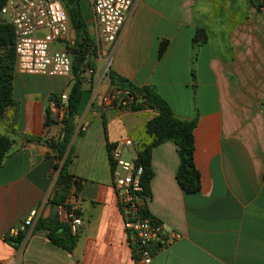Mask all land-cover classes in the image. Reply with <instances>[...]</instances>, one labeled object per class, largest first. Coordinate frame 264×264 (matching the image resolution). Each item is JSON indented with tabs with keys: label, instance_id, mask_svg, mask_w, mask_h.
I'll use <instances>...</instances> for the list:
<instances>
[{
	"label": "crops",
	"instance_id": "obj_1",
	"mask_svg": "<svg viewBox=\"0 0 264 264\" xmlns=\"http://www.w3.org/2000/svg\"><path fill=\"white\" fill-rule=\"evenodd\" d=\"M78 1L91 31L90 2ZM197 27L205 38L193 44ZM102 46L92 74L87 69L81 79L75 128L82 132L70 138L68 169L80 178L72 199L81 219L70 250L31 225L49 213L56 173L45 141L56 138L59 123L44 125V108L49 93L67 92L72 74H29L13 66L12 103L0 118V133L10 139L0 163V264H264V0H133L117 38ZM108 69L149 85L175 115L196 120L197 190L178 186L171 140L151 149L144 208L178 236L147 262L129 244L110 183L108 146L133 141L155 111L100 107V94L113 85ZM19 223L24 235L13 246L3 234Z\"/></svg>",
	"mask_w": 264,
	"mask_h": 264
},
{
	"label": "trees",
	"instance_id": "obj_2",
	"mask_svg": "<svg viewBox=\"0 0 264 264\" xmlns=\"http://www.w3.org/2000/svg\"><path fill=\"white\" fill-rule=\"evenodd\" d=\"M3 0H0V5ZM67 13V19L72 31V42L66 45L71 54L72 74L71 83L65 93L63 101V112L57 121L59 132L55 139L46 140V145L50 148L56 161L53 167L56 173L52 182V190L48 202L60 203L68 192V188L73 186L74 190L79 186L80 178L74 176L68 169L71 160L70 138L74 134L78 136L82 130L80 126L75 128V116L78 109L81 93V79L85 70L92 74L97 56L98 46L94 35L90 31L85 17L81 13L78 0H60ZM205 38V31L202 27H197L192 35V43L195 44ZM12 30L10 23L0 17V118L4 114L5 108L12 103L11 98V76L13 70V49ZM165 41L158 43L157 54H160ZM107 76L109 83L119 88L125 87L135 92L139 98L134 105L127 108L139 109L143 107L151 108L155 113L142 123V126L135 133L133 138L134 163L141 166L139 173V183L141 185L140 194L144 198L149 196V179L152 174L150 167V152L153 146L163 140H171L175 145L177 164L174 170V178L178 186L184 192H192L199 188V173L193 162V128L195 117L184 118L173 113L168 103L149 85H136L126 77L108 69ZM48 99L59 101V93L51 92ZM263 112H264V100ZM45 117L43 124L56 121L50 117L48 107L45 106ZM11 127H9L10 129ZM28 139H38V136L30 134L24 135ZM10 139L6 134L0 133V163L9 147ZM108 158L109 163L111 159ZM76 212V211H75ZM143 212L147 210L143 208ZM44 230L47 238L56 245L66 250H70L75 242L77 231L71 232L65 220L58 218L57 213L53 217L37 216L32 222L31 231ZM23 231L17 233L3 234V239L13 246L18 245L23 237ZM129 240V239H128ZM132 248V244L129 241ZM133 251V249H132ZM134 252V251H133Z\"/></svg>",
	"mask_w": 264,
	"mask_h": 264
},
{
	"label": "built area",
	"instance_id": "obj_3",
	"mask_svg": "<svg viewBox=\"0 0 264 264\" xmlns=\"http://www.w3.org/2000/svg\"><path fill=\"white\" fill-rule=\"evenodd\" d=\"M133 0H89L94 20L97 46L113 42L121 29L126 12ZM0 16L10 23L12 30L13 66L24 73L45 75H68L71 54L66 45L72 42L67 13L60 0H3ZM62 45L55 46L54 43ZM64 93L59 101L50 100L48 110L59 121L63 112ZM139 98L134 91L109 86L99 96L98 105L128 107ZM130 153L123 156V149ZM110 183L115 190L117 204L123 218L126 235L138 261L147 262L154 251L178 236L176 231H164L161 223L143 212L145 197L140 194L139 173L141 166L134 159L133 141L124 137L109 148ZM74 188L70 186L64 199L58 203L56 213L67 222L71 232L76 231L81 219L75 212ZM35 210H31L27 221L32 222ZM23 229V224L9 228V234Z\"/></svg>",
	"mask_w": 264,
	"mask_h": 264
},
{
	"label": "rangeland",
	"instance_id": "obj_4",
	"mask_svg": "<svg viewBox=\"0 0 264 264\" xmlns=\"http://www.w3.org/2000/svg\"><path fill=\"white\" fill-rule=\"evenodd\" d=\"M1 17V16H0ZM1 19H3L2 17H1ZM91 28V32H92V34L94 35V38H95V31H94V27L93 26H91L90 27ZM71 37H73V34H72V31H71ZM95 40H96V38H95ZM54 45L55 46H61L62 45V42L61 43H54ZM98 49H101L102 51L104 50V47L102 46V43H99V45H98ZM95 61V60H94ZM102 65H103V62L101 63V65H100V67H102ZM95 66V65H94ZM71 72V71H70ZM87 75H89V72H87ZM63 76V75H62ZM123 156L125 157V158H129V156H130V153H129V151L125 148V149H123Z\"/></svg>",
	"mask_w": 264,
	"mask_h": 264
},
{
	"label": "water",
	"instance_id": "obj_5",
	"mask_svg": "<svg viewBox=\"0 0 264 264\" xmlns=\"http://www.w3.org/2000/svg\"><path fill=\"white\" fill-rule=\"evenodd\" d=\"M57 205L58 203L55 201L51 203L49 213H48L49 217H53L55 215L56 210H57Z\"/></svg>",
	"mask_w": 264,
	"mask_h": 264
}]
</instances>
